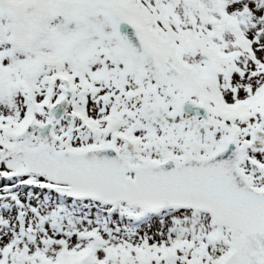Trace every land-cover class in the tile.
<instances>
[{"label":"snow or ice","instance_id":"1","mask_svg":"<svg viewBox=\"0 0 264 264\" xmlns=\"http://www.w3.org/2000/svg\"><path fill=\"white\" fill-rule=\"evenodd\" d=\"M0 264H264V0H0Z\"/></svg>","mask_w":264,"mask_h":264}]
</instances>
